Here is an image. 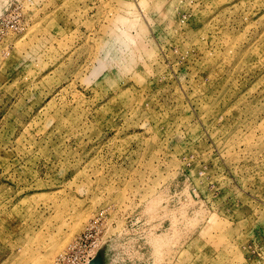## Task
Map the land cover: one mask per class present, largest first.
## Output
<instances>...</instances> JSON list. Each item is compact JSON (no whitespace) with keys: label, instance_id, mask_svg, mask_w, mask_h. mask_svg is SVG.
<instances>
[{"label":"rangeland","instance_id":"rangeland-1","mask_svg":"<svg viewBox=\"0 0 264 264\" xmlns=\"http://www.w3.org/2000/svg\"><path fill=\"white\" fill-rule=\"evenodd\" d=\"M0 264H264V0H0Z\"/></svg>","mask_w":264,"mask_h":264}]
</instances>
